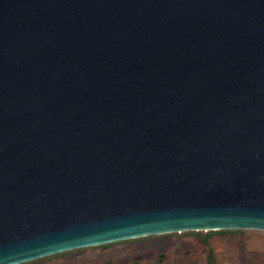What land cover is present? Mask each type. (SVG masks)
<instances>
[{"label":"water","instance_id":"1","mask_svg":"<svg viewBox=\"0 0 264 264\" xmlns=\"http://www.w3.org/2000/svg\"><path fill=\"white\" fill-rule=\"evenodd\" d=\"M264 230V0H0V264Z\"/></svg>","mask_w":264,"mask_h":264},{"label":"rangeland","instance_id":"2","mask_svg":"<svg viewBox=\"0 0 264 264\" xmlns=\"http://www.w3.org/2000/svg\"><path fill=\"white\" fill-rule=\"evenodd\" d=\"M18 264H264V230H187L74 248Z\"/></svg>","mask_w":264,"mask_h":264}]
</instances>
